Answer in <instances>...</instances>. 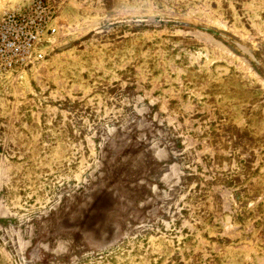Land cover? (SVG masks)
Returning <instances> with one entry per match:
<instances>
[{
	"label": "rangeland",
	"instance_id": "obj_1",
	"mask_svg": "<svg viewBox=\"0 0 264 264\" xmlns=\"http://www.w3.org/2000/svg\"><path fill=\"white\" fill-rule=\"evenodd\" d=\"M42 1L0 71V264H264V0Z\"/></svg>",
	"mask_w": 264,
	"mask_h": 264
},
{
	"label": "built area",
	"instance_id": "obj_2",
	"mask_svg": "<svg viewBox=\"0 0 264 264\" xmlns=\"http://www.w3.org/2000/svg\"><path fill=\"white\" fill-rule=\"evenodd\" d=\"M51 20L46 3L38 0L31 9L7 13L0 20V71L26 60Z\"/></svg>",
	"mask_w": 264,
	"mask_h": 264
}]
</instances>
